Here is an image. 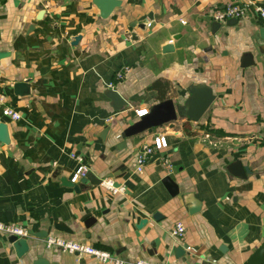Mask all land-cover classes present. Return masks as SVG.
<instances>
[{
    "label": "crops",
    "instance_id": "obj_1",
    "mask_svg": "<svg viewBox=\"0 0 264 264\" xmlns=\"http://www.w3.org/2000/svg\"><path fill=\"white\" fill-rule=\"evenodd\" d=\"M93 1L0 0V53L8 54L0 60V124L9 139L0 143V225L47 232L127 264H252L264 243L262 21L252 10L235 24L212 20L244 0H117L106 19ZM246 54L254 64L241 68ZM17 82H27V95L14 94ZM191 84L215 96L198 123L178 120L121 137L136 111L161 96L181 104ZM107 90L127 107L114 112ZM6 107L20 119L10 120ZM159 132L167 148L137 174L140 147ZM73 154L98 183L62 186L81 166ZM156 154L168 156L170 171L162 163L157 171ZM235 161L249 171L244 180L226 172ZM164 176L178 186L177 196L161 184ZM102 179L123 183L124 194L105 191ZM87 215L95 223L84 228ZM54 223L72 234L55 231ZM178 223L180 238L172 235ZM9 237L0 232V264H112L47 249L46 237L27 239L29 251L17 258ZM178 247L185 255L175 256Z\"/></svg>",
    "mask_w": 264,
    "mask_h": 264
},
{
    "label": "water",
    "instance_id": "obj_2",
    "mask_svg": "<svg viewBox=\"0 0 264 264\" xmlns=\"http://www.w3.org/2000/svg\"><path fill=\"white\" fill-rule=\"evenodd\" d=\"M92 4L98 10L99 17L102 19H106L113 12V10L120 5L117 0H94ZM229 21H231L232 24L236 23V20ZM216 27H219V24H217ZM259 36L263 38L264 29L259 30ZM78 40L79 37H76L73 41L77 42ZM5 57H8V54L0 53V60ZM253 64L254 63L251 55L246 54L241 58V68H248ZM28 89L29 87L27 82H17L13 86L15 95H27ZM187 92L188 97L181 104L175 103L172 99H167L150 106L145 115L141 116L140 118H137L135 122L131 123L125 129H123L121 137L132 138L144 133L151 134L153 130L166 125H168L169 127H173L174 123L178 120H187L193 124L198 123L213 103L215 96L213 95L212 91L204 84H191L187 88ZM104 95L109 100L110 107L114 112H120L127 107V102L117 92L113 90H107ZM8 142L9 139L7 134V127L4 124H0V143L7 145ZM159 158V154L153 156L155 164L158 166V172H160L162 169L160 166ZM226 172L229 173L231 176L242 180H244L246 178V175L249 174L248 169L244 168L239 161L230 163L226 167ZM94 181L95 180H92L89 177H85L81 180V183H98ZM60 183L62 184V186L72 187L74 190H77V186H74L72 183L66 182L64 179H61ZM161 184L167 190L168 194L171 197H175L178 195V186L173 182L171 177L164 176L161 179ZM185 201L186 200H184V202ZM186 203L193 204L191 199ZM198 209V205H195L194 208L188 209V213L194 214L196 211H198ZM155 218H157V216H155ZM81 223L83 224L84 228H88L92 224H94L95 221L93 218H91L90 215H87L81 220ZM143 223L145 222L141 221L139 223V227L140 225H143ZM52 228L55 231L61 233L72 234L71 230L66 228L61 223H54L52 225ZM27 233L30 238L35 239H40L47 236V232L33 233L31 231H27ZM8 242L11 244L17 258L23 257L29 251L27 239H17L15 236H10ZM174 253L176 257L183 256L185 255V248H175ZM189 258L190 260H193L194 256H190ZM250 262L252 264L264 263V243L260 246L258 251L253 254L250 259ZM33 264H43V259H37L35 262H33Z\"/></svg>",
    "mask_w": 264,
    "mask_h": 264
},
{
    "label": "built area",
    "instance_id": "obj_3",
    "mask_svg": "<svg viewBox=\"0 0 264 264\" xmlns=\"http://www.w3.org/2000/svg\"><path fill=\"white\" fill-rule=\"evenodd\" d=\"M250 10L258 16L264 25V5H254L250 1L244 0L242 3H230L224 6L221 10L216 11L212 15V20L217 23H223L228 20H239L246 17ZM117 77H120L118 75ZM111 87V86H109ZM4 98L0 96V106L3 105ZM5 115L12 121H18L20 115L11 110L10 108H5ZM147 110H139L135 112L137 118L145 115ZM167 148L164 132H159L152 140L151 144H143L136 156V166L135 172L137 174H142L145 165L149 158L157 152H161ZM71 157L81 164L80 168L75 172L71 178V183H76L80 179L88 176V169L82 165L81 159L76 155H71ZM160 164L162 163L164 170L170 171V164L168 162V156L165 154L159 158ZM99 186H101L105 191L111 195H123L125 192V186L123 183L116 184L112 179H102L99 181ZM0 232L8 235L15 236L17 239H29L27 231L21 227L13 225H0ZM184 234V227L182 224L178 223L174 226L172 235L174 237L180 238ZM44 246L47 249L56 248L62 252L75 255V256H89L95 259L98 263H112V264H127L123 261L113 257L111 254L105 251L94 249L91 246L76 243L55 236H48L44 239ZM133 264H155L147 261H137Z\"/></svg>",
    "mask_w": 264,
    "mask_h": 264
},
{
    "label": "trees",
    "instance_id": "obj_4",
    "mask_svg": "<svg viewBox=\"0 0 264 264\" xmlns=\"http://www.w3.org/2000/svg\"><path fill=\"white\" fill-rule=\"evenodd\" d=\"M165 98L163 97V96H161V100H164ZM186 123H188V122H186Z\"/></svg>",
    "mask_w": 264,
    "mask_h": 264
}]
</instances>
